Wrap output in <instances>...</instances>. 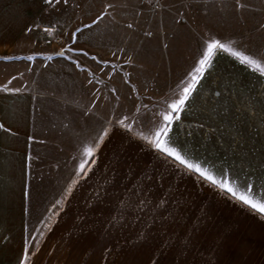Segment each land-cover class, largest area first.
Returning <instances> with one entry per match:
<instances>
[{
  "label": "crops",
  "instance_id": "obj_1",
  "mask_svg": "<svg viewBox=\"0 0 264 264\" xmlns=\"http://www.w3.org/2000/svg\"><path fill=\"white\" fill-rule=\"evenodd\" d=\"M57 3L0 0V89H19L0 90V264H264V218L165 162L144 139L163 123L152 120L158 104L138 113L118 105L116 46L101 26L121 20L94 18L92 49L28 47L53 39L41 19ZM151 30L141 29L142 40ZM206 49L156 52L179 62L163 70L177 80L168 105L190 73L199 81L178 120L171 110L170 135L264 195V75L212 50L201 76ZM154 51L142 47L141 56Z\"/></svg>",
  "mask_w": 264,
  "mask_h": 264
},
{
  "label": "rangeland",
  "instance_id": "obj_2",
  "mask_svg": "<svg viewBox=\"0 0 264 264\" xmlns=\"http://www.w3.org/2000/svg\"><path fill=\"white\" fill-rule=\"evenodd\" d=\"M240 2L243 4L242 8L238 7L236 0H67V3L60 0L41 19L45 23H52L46 27L45 32L54 33L53 39L42 37L36 42L26 41V44L37 49H92L94 42L90 34L93 27L97 26L92 24L94 18L114 17L121 20L119 25H110V31L108 25L101 26L106 28L101 33L110 34L116 46L118 105L127 106L132 113H138L145 107L158 104L159 109L152 110V120L163 122V115L171 113L168 104L171 101L172 86L177 82L173 74L163 70L179 62L178 58L171 55L157 56L156 52L161 49V44L169 49L188 51L219 41L225 48H216L214 51L227 52L241 61L240 56L233 55V52H239L241 56H250L264 62V28H261L264 24V0ZM124 3L128 8L123 6ZM120 4L122 5L119 7ZM157 7H162L160 9L165 14L161 15ZM158 17L165 18L166 30L169 29L165 32L167 40L164 42H160L156 34ZM125 19H133L137 24L130 21L124 24ZM143 21L145 23L142 26ZM84 25L91 26L85 28ZM147 27L153 30L148 32V42L142 40L146 34L141 31ZM77 29L81 31L77 32ZM175 29L176 36L173 33ZM73 33H76L75 40ZM100 44L108 47L107 41H101ZM142 47L155 50L154 55L143 58ZM141 63H145V70L143 67L141 69ZM124 102L127 105L123 106Z\"/></svg>",
  "mask_w": 264,
  "mask_h": 264
},
{
  "label": "snow or ice",
  "instance_id": "obj_3",
  "mask_svg": "<svg viewBox=\"0 0 264 264\" xmlns=\"http://www.w3.org/2000/svg\"><path fill=\"white\" fill-rule=\"evenodd\" d=\"M46 2L51 4L54 2V0H46ZM55 2H58V0H55ZM65 3H67V0H65ZM236 3L238 7H243V4H241L240 0H236ZM99 19H102V17H97V20ZM93 23H96V21H93ZM90 26L91 25H84L85 28ZM128 27H132V25H128ZM261 28H264V24L261 25ZM79 31H81V29H77V32ZM75 36L76 33H73L74 40ZM216 48H225V45L219 41H213L212 43L208 44L202 59L199 61L198 66L194 70L195 73H200L201 76L203 75V66L210 63L212 50ZM58 54L63 55V52ZM233 55L240 56L242 62L252 66L254 70H259L260 74L264 75V62L250 56H241L239 52H233ZM27 59L31 60L32 57L29 56ZM189 75L191 77V82L187 84V87L183 88L182 95L179 97V99L169 105V108L175 113V119L177 120L180 118L179 111L184 110L186 102L190 99L192 91L195 90L196 84L199 82L195 74L190 73ZM12 79H15V77ZM8 84H11V80L8 81ZM0 90L19 91V89L8 88L7 85H5L3 89ZM172 120V113L164 114L163 123L157 128L153 135L151 137H144V139L147 140V142L156 150L157 153L163 154L162 158L165 160V162L173 164L177 169L184 171L186 174L193 175L198 182H206L208 186L219 190L222 195L226 194L227 198L232 200L234 203H238L243 207H247L248 209L252 210L254 214H259L261 218H264V195L255 193L251 184L238 183L235 179L230 180L226 173L217 172L212 168L205 166L198 157L193 156L187 149L179 146L176 143L174 137L170 135ZM121 123H123V121ZM0 127H3V125H0ZM99 139L103 140L104 136H100ZM85 155L88 157L93 156V149L86 148ZM94 162L95 161H93V163ZM84 167L85 162H82L79 165V170L83 171ZM77 174H79V172ZM164 178L165 177L163 176L158 177V179L161 181ZM75 182L76 181H73V183ZM69 191H71V189H69ZM123 203L126 204L127 201H124ZM140 203L143 204V201ZM28 254V249L26 247L24 252L25 258L28 256ZM21 264H25L24 260L21 261Z\"/></svg>",
  "mask_w": 264,
  "mask_h": 264
}]
</instances>
